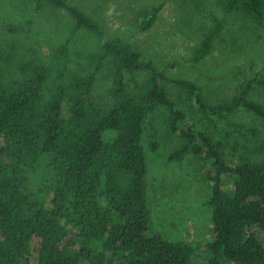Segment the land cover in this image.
Listing matches in <instances>:
<instances>
[{
	"label": "trees",
	"instance_id": "16d2710c",
	"mask_svg": "<svg viewBox=\"0 0 264 264\" xmlns=\"http://www.w3.org/2000/svg\"><path fill=\"white\" fill-rule=\"evenodd\" d=\"M34 1L66 10L75 30L85 28L99 37L103 54L93 72L73 78L70 93L60 83L49 98L48 66L22 61L18 78L5 70L10 54H0V264H25L32 253L35 264H192L195 251L203 254L200 245L169 241L152 227L142 134L158 108L168 111L170 131L183 140L168 160L190 154L210 163L206 203L213 236L205 245V264H264V164L226 151L233 132H255L228 116L244 109L264 119V106L247 97L252 84L232 101L211 104L196 83L171 81L200 115L217 124L215 133L187 119L163 85L164 73L129 44L108 39L97 21L65 0ZM221 5L239 12L244 24L264 28V0H221ZM154 19L155 14L144 20L143 28ZM210 48L207 36L195 59ZM106 55L117 65L110 104L91 99ZM124 71L149 77L130 91ZM252 82L264 87V79ZM36 174L44 180L50 175L43 189L31 186Z\"/></svg>",
	"mask_w": 264,
	"mask_h": 264
},
{
	"label": "rangeland",
	"instance_id": "374dc122",
	"mask_svg": "<svg viewBox=\"0 0 264 264\" xmlns=\"http://www.w3.org/2000/svg\"><path fill=\"white\" fill-rule=\"evenodd\" d=\"M65 1L97 21L108 39L129 44L143 61L163 72L168 79L163 85L190 122L218 132L217 124L200 115L188 96L171 83L173 80L196 83L211 104L232 101L251 83L248 99L264 106V87L252 82L264 79V28L244 24L239 12L223 9L221 0ZM154 14L153 23L144 29L143 21ZM207 36H211V48L196 60L195 52ZM0 54H10L5 70L18 78L17 66L22 61L48 66L45 96L49 98L58 84L70 93L74 77L93 72L103 48L93 32L75 30L74 19L60 7L34 0H0ZM116 70L110 55L101 59L91 99L111 103L109 92ZM123 74L130 91L139 90L149 77L148 72ZM68 108V103H63L65 116L69 115ZM168 116L165 108L155 110L147 117L142 134L152 227L169 241L200 245L205 252L195 251L192 264H205V245L213 236L212 210L206 203L211 196L207 181L210 163L190 154L181 161L168 160L183 142L170 131ZM228 118L248 131L255 130L252 135L233 132L232 143L226 146L229 156L245 155L254 163L264 164V119L244 109ZM153 143L155 150L151 149ZM49 176L44 180L36 174L31 177V186L43 189ZM35 256L30 254L25 264H35Z\"/></svg>",
	"mask_w": 264,
	"mask_h": 264
}]
</instances>
